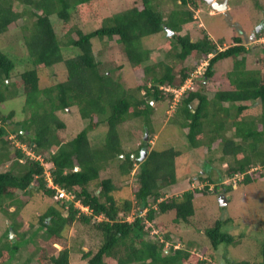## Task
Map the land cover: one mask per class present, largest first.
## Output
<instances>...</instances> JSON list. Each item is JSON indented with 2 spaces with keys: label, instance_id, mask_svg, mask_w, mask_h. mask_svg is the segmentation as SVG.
<instances>
[{
  "label": "trees",
  "instance_id": "1",
  "mask_svg": "<svg viewBox=\"0 0 264 264\" xmlns=\"http://www.w3.org/2000/svg\"><path fill=\"white\" fill-rule=\"evenodd\" d=\"M102 1L0 0V38L12 23L20 21L27 58L24 69L18 59L0 49V165L11 161L7 170H0V211L14 218L10 227L16 235L11 238L7 228L0 237V264H11L23 249L18 242L28 243L40 230L50 247L57 244L60 249L50 253L31 240L29 246L26 244L29 255L23 264H72L69 230L76 222L89 228L90 239L98 244L80 250L89 264H206L210 261L192 250V242L176 247L170 231L163 228L161 234L155 232L164 226L158 216L173 212L175 223L189 224L197 213L198 197L213 191L229 193L235 185L244 190L242 185L264 182V43L248 46V37L236 35L234 43L224 47V40L218 43L205 29L203 37L191 38L190 32L201 22L195 11L204 0H173L174 7L168 11L159 8L163 0H134L133 5L117 13L103 15L101 25L93 31L75 25L77 10L97 15L104 11ZM162 33L167 35L163 46L168 59L149 63L151 50L143 40ZM106 37H117L132 70L142 71L150 85H136L132 92L116 74L122 63L104 69V56L94 49L93 40ZM254 52L259 53V68L248 69L246 61ZM209 54L213 55L206 77L218 79L215 66L222 60L233 59V69L219 81L212 96L205 93L204 84L186 89L170 119L194 148L210 135L213 152L221 150L217 160L224 170L217 180L212 172H201L197 181L213 183L194 185L168 198L164 188L177 183V161L182 151L174 146L159 149L161 136L156 142L143 138L139 147L126 150L124 142L135 130H129L127 137L119 130L124 123L139 119L146 122L152 136V101H172L175 93L171 89L180 88L193 70L182 65L175 73V65ZM44 71L52 73L47 87L41 86ZM13 75L18 76L14 81ZM20 94L25 95L27 118L14 121L15 111L5 114L1 106ZM259 98L258 109L254 106ZM73 107L87 122L80 121L86 125L75 136L68 135V125L58 113ZM9 120L14 125L10 130L6 127ZM103 123L108 126L105 138L94 144L89 132ZM25 144L33 156L22 147ZM142 149L147 155L140 160ZM113 161L121 176H136L127 184L130 194L122 195L124 187L113 177L102 175ZM46 163L52 164L48 170L55 185L73 193V200L57 198L58 189L48 184ZM215 165L214 174L221 171ZM31 200L32 204L43 201L46 207L34 212L37 215L31 222H37L36 230L21 231L23 220L17 217ZM12 206L15 209L11 210ZM82 206H87V211ZM146 206L149 210L143 213ZM131 214L133 220L128 219ZM229 223L236 226L233 233L226 228ZM249 224L230 217L217 219L204 229L212 246L225 251L220 258L210 255L215 261L212 264H264V215L257 226L261 234L258 257L236 259L228 253L229 245L249 236Z\"/></svg>",
  "mask_w": 264,
  "mask_h": 264
},
{
  "label": "rangeland",
  "instance_id": "2",
  "mask_svg": "<svg viewBox=\"0 0 264 264\" xmlns=\"http://www.w3.org/2000/svg\"><path fill=\"white\" fill-rule=\"evenodd\" d=\"M133 1L134 0H103L101 2V6L104 11L97 15H95L92 11L82 13L81 10H77L74 18L75 25H80L86 31H93L101 25L103 15L117 13L128 6L133 5L135 3ZM172 7H174L173 0H163L159 6L160 9H164L166 11ZM195 12L201 19V22L198 27L193 28L190 32V36L193 39L203 37L205 29L208 35L218 43L220 40H224V47L229 44H233V37L236 35H241L245 38L248 37V46L253 45L254 47H258L259 44L264 43V0H229V7L224 11L218 12L212 11L207 2L204 0V2H201L200 9H196ZM20 25V21L12 23L9 30L1 36L0 49L13 56L15 60L18 59V65L21 68L26 69L27 58L24 57L26 48L23 42V32L21 31ZM166 41L167 35L164 33L156 34L155 36H147V38L143 40L144 46L151 50L149 63L168 59V57L166 58L165 56V47L163 46ZM93 42L94 49L101 52L104 56L105 70L115 64L117 65L118 63H122L124 65L118 68L116 74H118V79L127 88H131L132 92L136 88V85H150L148 78L144 76L142 71L134 72L132 70V67L128 63L127 57L122 49V45L119 44L117 37L113 39L106 37L103 41L94 38ZM194 57L195 56L191 57L192 63L187 61L182 63L178 62L177 66L175 65V73L180 71L182 65H188V67H191L193 70L190 72L192 79L187 81L186 87L188 89H197V87L199 88V85L204 84L205 93L212 96L220 85L219 81L222 78L225 79L227 73L233 69V59L229 58L227 60H222L216 64L215 69L219 76L217 77L218 79L214 81L213 77H206L205 74H203L209 58L212 57V55L207 58L202 56L200 59H198L199 57ZM259 59V53H252L248 56L246 67L248 69H258ZM44 72L41 74V86L47 87L52 79V73ZM15 78H18V76L13 75L11 79L14 81ZM225 85L226 83L224 81L222 87ZM258 103L259 104L256 103L254 107L259 109V107H261V102ZM24 105L25 95L20 94L13 99L5 101L1 108L5 114H8L12 110L15 111V116L13 117L14 121H21L24 118H27V114L24 111ZM152 105L153 114L151 117V123L154 130L152 135L153 138L150 130L145 125L146 122L144 123L143 120L139 119L135 121L130 120L128 123H124V126L119 130V133H121L124 137H127L129 130H135L134 135L124 142V148L131 151V149L139 147L143 138L147 140L151 138L152 141L156 142L155 139H159L161 136L162 139L157 145L159 149L174 146L182 151V154L177 161V183L164 188L168 198H170L171 195L181 194L194 185H203L205 183L212 184L213 182L210 183L208 181H203L205 179H199V181L196 180V178L198 179L197 176L201 172L208 173L210 171L213 173L212 177L217 180L219 178L218 174L221 176L224 168L222 167V163L217 160L221 155V150H214L213 152V149H211L212 145L210 144V135L206 137V141L203 145L194 148L185 136L181 134L178 125L173 123L172 119H170L174 108L172 106V101H169L168 98L160 100L159 102L154 100ZM58 113L68 125V135L70 134L71 136H75L87 124L85 120L86 124L82 123L84 121L81 119L77 107H73L68 110H61ZM231 113L233 115L235 112L232 111ZM13 126L14 125L10 123V120L6 123L8 130H10ZM107 129V124L103 123L95 130H91L89 132V137L92 143L96 144L97 141L103 140L106 132L108 131ZM227 135L231 136L233 133L228 132ZM15 136L16 135H11L12 139H16ZM22 147H24L28 154H31L32 156L34 155L30 148H28L29 146L27 144ZM208 148H210V150ZM215 162L218 164L215 165ZM10 164L11 161L2 163V165H0V170H7ZM45 165L47 169L51 166L50 163ZM214 165L216 169L219 166L221 171H217L214 174ZM102 175L104 177H113L119 186L124 187L121 191L122 195H125L127 191L129 194L131 193V187L127 184L135 181L136 176L133 175L130 178L121 176L117 169V162H111L105 168ZM212 187H214V185H212ZM242 187L244 190L242 188L237 189L235 185L229 193L224 191H213L212 193L198 197L195 201L197 213L192 217L189 224L184 222L175 223L173 220V212H168L158 216V221L163 223V225L167 228L162 225L163 227L161 230H157L155 232H159L161 234V232H164V229H167V231H170L172 235V242L176 243V245L180 244L181 246L184 244L183 246L186 247L187 245L185 243L192 242V250L198 253L201 257L210 261L206 264H212L215 261L210 258V255H215L216 258H220L221 254L225 251L223 248L217 250L212 246L208 237L204 233V229L213 224L217 219L225 220L230 217H235L239 221H243L244 223L251 222L252 224H249V226H251L248 230L249 236L247 235L248 237L241 239L239 244L229 245L228 253L233 255L236 259L257 258L259 248L258 237H261L260 232L257 231V226L259 219L264 215V182L260 181L255 184L251 183L245 186L242 185ZM20 194L21 193L19 191V195ZM23 198L27 199L26 195H24ZM223 201L227 202L222 204ZM32 202L33 201L31 200V203L26 204L23 208L22 214L17 217V219L23 220L20 229L21 231L36 230L38 228V224H36L37 222L35 220L32 223V218H35V215H37L36 213L46 207L45 204H42L43 201L41 203H39V201L34 202L33 204ZM50 202L48 201L47 203ZM10 209H15V206L10 207ZM86 209L87 208L83 206L82 210L87 211ZM136 210L137 207L134 211ZM35 211L37 212L34 213ZM128 219L133 220V215H129ZM13 221L14 218L11 215H6L0 211V237L7 231V228L10 229V224L13 223ZM226 228L228 230L231 229L229 231L233 233L236 226L229 223ZM89 230V228L87 229V227L80 222H76L70 228L69 235L71 237L73 253L72 264H86L88 262L86 259L82 258V253L80 251L82 247L85 250H89V246L91 245L93 247L98 246L96 241H92L90 239L91 234ZM40 232L35 235V238H29V242L34 240V246H44L50 253H58L60 246L56 244V246L50 247L48 241L40 235ZM15 237L16 235L14 234L11 238ZM28 243L24 241L19 244L18 242V245L22 246L23 249H20V251L15 254V258L12 260L11 264L24 263L26 257L29 255V248L27 249L26 245ZM24 247L27 250H25ZM167 247H170V244L167 245ZM32 264L37 263L34 261Z\"/></svg>",
  "mask_w": 264,
  "mask_h": 264
},
{
  "label": "clouds",
  "instance_id": "3",
  "mask_svg": "<svg viewBox=\"0 0 264 264\" xmlns=\"http://www.w3.org/2000/svg\"><path fill=\"white\" fill-rule=\"evenodd\" d=\"M206 1V0H205ZM207 2V1H206ZM207 4L209 5V7H210V9L212 10V11H214L213 10V8L211 7V5L207 2ZM214 12H217V11H214ZM174 33L172 32V31H170V29H169V35L170 36H172ZM211 55H213V54H209V56H211ZM208 65V64H207ZM207 65H206V67H207ZM206 67H205V70H206ZM205 70L203 71V74H205ZM194 74V73H193ZM191 74H190V76L189 77H187V79L185 80V83H183L182 84V86L180 87V88H175V89H171V90H173L174 91V93H175V96H174V99L172 100V103H173V111L175 110V107H176V105H177V102H178V100H179V98H180V96L185 92V90L186 89H188L187 87H186V83H187V81L191 78ZM192 79V78H191ZM161 87H164V86H161ZM166 89L167 90H170V88H167L166 87ZM144 93H145V91H144ZM148 99H149V97H147ZM260 99V98H259ZM259 99H258V102H259ZM154 101V100H153ZM152 101V102H153ZM261 102V101H260ZM173 114V113H172ZM172 116V115H171ZM145 140H147V139H145ZM143 150V149H142ZM42 158V157H41ZM141 160V159H140ZM47 164V163H46ZM77 164V163H76ZM78 164H77V166H76V169L78 168ZM79 169H80V166H79ZM78 170V169H77ZM47 172H50L51 173V171L50 170H48L47 169ZM47 172H46V175H47ZM133 176V175H132ZM50 177H51V175H50ZM51 179H52V181H50L49 180V178H48V184H49V186H52V184L53 185H55V183L53 182V178L51 177ZM50 182H52V184L50 183ZM56 186V185H55ZM56 188L57 189H59L60 187H58V186H56ZM84 207H86L87 209H88V207L87 206H84ZM82 208H83V206H82ZM86 209V210H87ZM135 210V209H134ZM149 210V207L148 206H146V208H144V209H142L141 211L144 213H146L147 211ZM152 224H154V222H152ZM177 246H179V245H176V247Z\"/></svg>",
  "mask_w": 264,
  "mask_h": 264
},
{
  "label": "water",
  "instance_id": "4",
  "mask_svg": "<svg viewBox=\"0 0 264 264\" xmlns=\"http://www.w3.org/2000/svg\"><path fill=\"white\" fill-rule=\"evenodd\" d=\"M210 5L211 7L213 8L214 11H224L226 8L229 7V0H206ZM261 101V99H259V102ZM147 155V150L146 149H143L141 151V156H140V159L143 160ZM79 169V166L78 168ZM227 201H223V203H226ZM14 230L12 227H10V236L12 237L14 235ZM86 264H89L88 262Z\"/></svg>",
  "mask_w": 264,
  "mask_h": 264
},
{
  "label": "built area",
  "instance_id": "5",
  "mask_svg": "<svg viewBox=\"0 0 264 264\" xmlns=\"http://www.w3.org/2000/svg\"><path fill=\"white\" fill-rule=\"evenodd\" d=\"M191 79V78H190ZM190 81V80H189ZM51 173L47 172V177L49 178L50 181H52L51 177H50ZM52 184V182H50ZM52 187H56L55 185L52 184ZM57 198H67V199H74V195L71 192H68L66 189L64 188H59L57 191ZM80 203L77 202V205H79Z\"/></svg>",
  "mask_w": 264,
  "mask_h": 264
},
{
  "label": "crops",
  "instance_id": "6",
  "mask_svg": "<svg viewBox=\"0 0 264 264\" xmlns=\"http://www.w3.org/2000/svg\"><path fill=\"white\" fill-rule=\"evenodd\" d=\"M51 164V163H50ZM52 165V164H51Z\"/></svg>",
  "mask_w": 264,
  "mask_h": 264
}]
</instances>
